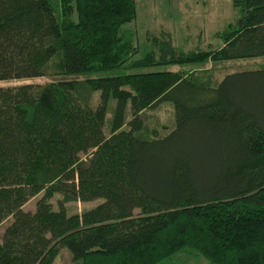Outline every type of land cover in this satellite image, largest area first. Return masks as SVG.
<instances>
[{"label":"trees","instance_id":"obj_1","mask_svg":"<svg viewBox=\"0 0 264 264\" xmlns=\"http://www.w3.org/2000/svg\"><path fill=\"white\" fill-rule=\"evenodd\" d=\"M233 4L220 46L163 30L133 58L134 0H0V81L49 79L0 86V264H264V62L216 83L193 67L264 58V0ZM155 65L180 68L135 71ZM161 102L163 131L145 114Z\"/></svg>","mask_w":264,"mask_h":264},{"label":"rangeland","instance_id":"obj_2","mask_svg":"<svg viewBox=\"0 0 264 264\" xmlns=\"http://www.w3.org/2000/svg\"><path fill=\"white\" fill-rule=\"evenodd\" d=\"M55 4V0H50ZM234 0H134L136 17L131 22L122 26L137 47V53L133 58L140 57L150 48L151 37L157 36L161 31H169L172 44L175 48L188 51L191 49L216 48L221 45V40L215 34L222 31L229 23L235 21L238 16V8L233 4ZM264 58L251 60L225 61L215 66L208 63L195 67L197 72L203 74V79L208 77L212 83H216L229 72L241 69L250 64H261ZM193 67L184 66L181 69L192 70ZM178 65H160L141 68L135 71L178 70ZM117 71V72H121ZM116 71L104 72L101 75H112ZM95 76V75H94ZM49 81L46 77H36L25 80L0 81V86H13L22 83L43 84ZM98 91L94 92L92 105L96 104ZM113 101L111 100L106 112L104 132L108 133V123L112 115ZM147 121L151 126L159 130H167L173 123V108L169 102H161L153 108L145 111ZM164 128V129H162ZM84 157V155H82ZM35 197H32L25 205L24 210H34ZM60 195L52 199L54 208ZM100 200L90 202H69L66 204L69 213H80L83 209L96 205ZM7 220L0 226L2 232ZM55 264H74L70 252L62 248L54 259ZM157 264H209L202 256H192L184 251L174 256L163 259Z\"/></svg>","mask_w":264,"mask_h":264},{"label":"crops","instance_id":"obj_3","mask_svg":"<svg viewBox=\"0 0 264 264\" xmlns=\"http://www.w3.org/2000/svg\"><path fill=\"white\" fill-rule=\"evenodd\" d=\"M189 254H190V253H189ZM190 255L195 256L194 254H190Z\"/></svg>","mask_w":264,"mask_h":264}]
</instances>
